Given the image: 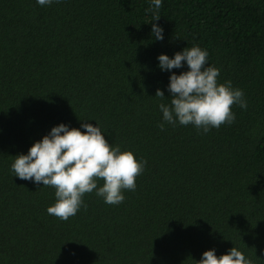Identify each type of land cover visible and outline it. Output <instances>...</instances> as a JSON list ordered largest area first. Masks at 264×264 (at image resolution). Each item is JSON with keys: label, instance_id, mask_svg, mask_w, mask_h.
Listing matches in <instances>:
<instances>
[{"label": "trees", "instance_id": "1", "mask_svg": "<svg viewBox=\"0 0 264 264\" xmlns=\"http://www.w3.org/2000/svg\"><path fill=\"white\" fill-rule=\"evenodd\" d=\"M193 46L247 102L207 134L159 107L188 68L162 71L158 57ZM84 122L147 163L122 203L93 190L63 221L47 212L55 188L11 166ZM233 247L264 264V0H0V264H196Z\"/></svg>", "mask_w": 264, "mask_h": 264}, {"label": "clouds", "instance_id": "2", "mask_svg": "<svg viewBox=\"0 0 264 264\" xmlns=\"http://www.w3.org/2000/svg\"><path fill=\"white\" fill-rule=\"evenodd\" d=\"M59 2V0H56ZM40 6L51 5L53 0H37ZM159 9L162 0H152ZM153 8L146 9V12ZM160 19L154 15V21ZM156 40L162 41L163 28L152 24ZM208 52L199 46L186 47L177 52L174 58L167 55L158 57L162 71L180 69L186 62L188 71L180 75L172 73L168 92L170 105H159L163 120L168 124L194 125L205 134L211 128L231 125L235 121L232 106L247 108L244 93L233 89L231 81L218 84L220 69L206 66ZM155 97L165 98L164 92L157 89ZM164 130V124H160ZM81 131L64 124L53 127L50 133L33 144L28 154L15 157L12 171L21 180L34 181L36 184L55 188L56 202L47 209L49 215L67 221L75 216L83 204V196L96 190L109 205H119L125 199L123 190L134 191L136 178L141 175L146 161H137L131 151H121L110 146L98 126L84 122ZM103 180L98 188L97 182ZM86 207V205H85ZM196 264H252L236 247L228 254L216 256L215 249L205 251Z\"/></svg>", "mask_w": 264, "mask_h": 264}]
</instances>
